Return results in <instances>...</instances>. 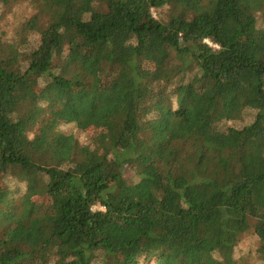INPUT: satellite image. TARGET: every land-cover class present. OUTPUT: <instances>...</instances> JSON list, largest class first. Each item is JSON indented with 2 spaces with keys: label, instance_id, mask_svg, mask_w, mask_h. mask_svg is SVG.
<instances>
[{
  "label": "trees",
  "instance_id": "1",
  "mask_svg": "<svg viewBox=\"0 0 264 264\" xmlns=\"http://www.w3.org/2000/svg\"><path fill=\"white\" fill-rule=\"evenodd\" d=\"M0 264H264V0H0Z\"/></svg>",
  "mask_w": 264,
  "mask_h": 264
},
{
  "label": "rangeland",
  "instance_id": "2",
  "mask_svg": "<svg viewBox=\"0 0 264 264\" xmlns=\"http://www.w3.org/2000/svg\"><path fill=\"white\" fill-rule=\"evenodd\" d=\"M29 10H31V8L29 9ZM21 16V15H20ZM24 17V15L23 16H21V18H23ZM9 19H10V16L8 17V19H7V21H9ZM12 19V18H11ZM18 22L16 23V27L18 26ZM6 25H7V22H5V27H6ZM18 31V30H17ZM17 31H16V29L15 28H13V27H11L10 26V34H14V33H17ZM72 143H73V140L72 139H69L68 141H67V145H68V147L70 148L71 146H72ZM213 214H214V217H215V219H216V221L219 223L221 220H222V212L220 211V210H215L214 212H213ZM255 241L250 237V236H248L246 239H245V241H244V243H243V245L244 246H248V247H250V248H255L256 247V245H255V243H254ZM206 258H207V256H205V255H200V257H197L196 258V260H201V261H205L206 260Z\"/></svg>",
  "mask_w": 264,
  "mask_h": 264
}]
</instances>
